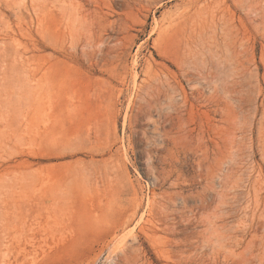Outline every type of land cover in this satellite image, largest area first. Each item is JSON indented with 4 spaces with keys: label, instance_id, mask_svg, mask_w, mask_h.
I'll use <instances>...</instances> for the list:
<instances>
[{
    "label": "rangeland",
    "instance_id": "1",
    "mask_svg": "<svg viewBox=\"0 0 264 264\" xmlns=\"http://www.w3.org/2000/svg\"><path fill=\"white\" fill-rule=\"evenodd\" d=\"M0 264H264V0H0Z\"/></svg>",
    "mask_w": 264,
    "mask_h": 264
},
{
    "label": "bare ground",
    "instance_id": "2",
    "mask_svg": "<svg viewBox=\"0 0 264 264\" xmlns=\"http://www.w3.org/2000/svg\"><path fill=\"white\" fill-rule=\"evenodd\" d=\"M194 10H195V9H194ZM166 26L168 27V25H166ZM166 26H165V27H166ZM222 32H223V31H222ZM216 58H217V57H216ZM148 106H149V105H148ZM187 131H188V130H187Z\"/></svg>",
    "mask_w": 264,
    "mask_h": 264
}]
</instances>
